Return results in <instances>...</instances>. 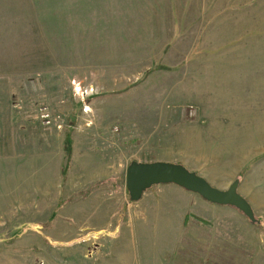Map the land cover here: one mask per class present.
Returning <instances> with one entry per match:
<instances>
[{
	"label": "rangeland",
	"instance_id": "1",
	"mask_svg": "<svg viewBox=\"0 0 264 264\" xmlns=\"http://www.w3.org/2000/svg\"><path fill=\"white\" fill-rule=\"evenodd\" d=\"M212 93L264 104V0H0V264H264L263 216L126 187Z\"/></svg>",
	"mask_w": 264,
	"mask_h": 264
},
{
	"label": "crops",
	"instance_id": "2",
	"mask_svg": "<svg viewBox=\"0 0 264 264\" xmlns=\"http://www.w3.org/2000/svg\"><path fill=\"white\" fill-rule=\"evenodd\" d=\"M174 1L191 3L197 0ZM200 1L239 3L243 0ZM210 96L206 99L213 103L202 110L197 124L181 125L173 131L168 149L172 158L160 161L182 164L221 190H227L237 175L247 168L245 172L248 174L240 181L238 191L248 200L247 196L251 194L252 201L249 202L254 213L264 218V104L259 97L250 96L252 103L235 101L238 93H212ZM246 98L244 101H248ZM251 179L253 185L250 187ZM147 198L152 199V205L158 208L164 205L198 217H202L205 209L212 211L227 207L236 210L209 203L198 194L176 185L152 187L137 202H144Z\"/></svg>",
	"mask_w": 264,
	"mask_h": 264
},
{
	"label": "water",
	"instance_id": "3",
	"mask_svg": "<svg viewBox=\"0 0 264 264\" xmlns=\"http://www.w3.org/2000/svg\"><path fill=\"white\" fill-rule=\"evenodd\" d=\"M157 185H176L198 194L209 203L233 207L242 212L251 222H257L252 206L238 191L240 185L238 179L227 190H221L182 164L134 161L129 165L126 187L133 202L142 199L146 191Z\"/></svg>",
	"mask_w": 264,
	"mask_h": 264
},
{
	"label": "trees",
	"instance_id": "4",
	"mask_svg": "<svg viewBox=\"0 0 264 264\" xmlns=\"http://www.w3.org/2000/svg\"><path fill=\"white\" fill-rule=\"evenodd\" d=\"M69 136L70 135H68L66 138V145H65V152H66L68 161H70V157H71V153H72V143H71V139L69 138ZM64 174H66V170H64Z\"/></svg>",
	"mask_w": 264,
	"mask_h": 264
},
{
	"label": "built area",
	"instance_id": "5",
	"mask_svg": "<svg viewBox=\"0 0 264 264\" xmlns=\"http://www.w3.org/2000/svg\"><path fill=\"white\" fill-rule=\"evenodd\" d=\"M42 118H43L44 120H46V123H47V124H50V123H51L50 115H49L48 113H44V114L42 115Z\"/></svg>",
	"mask_w": 264,
	"mask_h": 264
}]
</instances>
